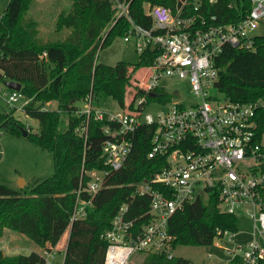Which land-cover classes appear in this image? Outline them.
<instances>
[{"label": "trees", "instance_id": "1", "mask_svg": "<svg viewBox=\"0 0 264 264\" xmlns=\"http://www.w3.org/2000/svg\"><path fill=\"white\" fill-rule=\"evenodd\" d=\"M34 0H9L0 15V72L1 81L20 83L26 103L25 115L38 122L39 131L29 132L26 139L53 156L54 173L23 194L0 184V239L5 229L26 236L37 246H58L68 230L64 264H104L108 242L104 235L112 228V221L120 207L133 193L132 185L150 179L166 164V157H148L152 144V128L142 127L135 135L134 148L127 164L113 172L107 186L94 198L87 217L70 225L81 179V168L103 169L102 145L106 139L107 122L91 117L88 136L78 132L85 116L78 115L76 103L92 94L95 105L111 98L121 108L131 105V95L139 94L137 86L142 67L153 63L154 49L137 55L133 64L120 61L114 66L99 63L97 53L124 38L130 29L125 18L116 19L113 0H73L68 14L61 13L56 31L69 29L64 39L44 40L39 23L27 12ZM130 1L133 20L146 28L152 20L146 15L145 4L173 6V0ZM252 8V0H201L199 13L216 17V23L239 22ZM116 23L113 25V23ZM254 50L224 46L216 58L219 72L216 90L227 100L253 102L264 99V35L254 40ZM169 98H165L168 101ZM56 102L57 110L46 109ZM14 111V110H13ZM14 112L0 113V130L23 137L22 123ZM68 115L66 130H61V115ZM137 201H142L137 199ZM135 201L137 207L138 202ZM135 210L132 216L138 215ZM238 218L218 209L215 195L199 198L186 205L183 211L169 220V233L177 246H212L217 231L238 233ZM142 264H193L180 257L144 253ZM241 263L235 258L229 264ZM0 264H45L38 252L9 256L0 250ZM257 264H264V260Z\"/></svg>", "mask_w": 264, "mask_h": 264}, {"label": "built area", "instance_id": "2", "mask_svg": "<svg viewBox=\"0 0 264 264\" xmlns=\"http://www.w3.org/2000/svg\"><path fill=\"white\" fill-rule=\"evenodd\" d=\"M113 1L116 19L125 18L130 24L124 41L134 43L137 55L154 49L156 56L151 65L140 69L143 75L136 83L140 92L131 95V105L117 112L103 110L90 94L78 110V115L85 116L78 129L85 139L91 117L107 122L101 155L105 168L89 170L83 160L70 225L87 217L111 174L127 164L136 133L147 126L152 128L148 157L164 156L167 164L150 179L132 185V195L104 235L108 242L104 264H129L138 252L173 257L170 218L186 205L212 195L218 198L221 213L243 214L253 222L251 241L229 252L232 260L241 259L239 264H257L264 260V99H225L216 90L219 72L215 61L226 45L254 50L258 31L264 28V0H252L244 19L224 24L216 23L215 16L206 18L199 13L201 0H173L171 7L145 4V13L152 20L150 28L133 20L130 1ZM174 78L188 82L193 97L190 104H171L172 96L161 83ZM10 91L3 94L0 89L9 106L25 99L21 91ZM156 102L167 110L156 117L146 114V108ZM2 133L0 130V156L4 154ZM135 210L139 214L132 216ZM217 235L215 241L236 237V233L221 230ZM66 245L60 264H64ZM54 252L43 255L45 264L55 260Z\"/></svg>", "mask_w": 264, "mask_h": 264}, {"label": "rangeland", "instance_id": "3", "mask_svg": "<svg viewBox=\"0 0 264 264\" xmlns=\"http://www.w3.org/2000/svg\"><path fill=\"white\" fill-rule=\"evenodd\" d=\"M9 0H0V15L3 14ZM73 0H34L27 12V16L32 17L39 23L40 35L44 40L64 39L69 33V29L56 31V22L61 13L68 14L72 9ZM258 34L264 35V28H260ZM97 61L99 63L110 66L116 65L120 61L135 63L137 61V53L134 43L125 42L123 38H117L112 45L104 49H99L97 53ZM142 76L143 74H139ZM161 86L165 87L167 92L172 96L171 104L182 102L190 104L193 100L189 91L188 82L177 78L162 82ZM0 89L2 93L10 94L11 91L5 85L4 81H0ZM3 94L0 96V113L10 114L19 120L23 128L29 132H38L39 125L34 119L27 117L23 111L25 99H20L15 103L14 107L7 104ZM79 108L84 107L83 102L76 103ZM99 106L103 110L117 112L121 110L119 104L111 98L102 99ZM47 110H57V103L53 102L50 106H46ZM14 110V111H13ZM167 106L162 102L150 104L146 110V114L156 117L159 113L166 111ZM61 130L67 129L68 115H61ZM1 145L4 154L0 156V184L11 189L19 191L23 194H29L30 190L43 180L51 177L54 173L53 156L50 152L41 149L24 137H18L3 132L1 135ZM208 199V198H204ZM238 233L231 240H216L212 246H177L173 249V255L189 260L193 264H229L232 261L230 252L237 245L246 246L252 239L253 222L245 215L237 216ZM68 230L59 242L58 246L51 249L47 244L46 248L37 246L33 241L24 235L13 230L5 229L0 239V250L4 255H28L31 252H38L41 255L46 252H54L56 255L52 264H60L64 245H66ZM145 254L142 252L135 253L129 264H142Z\"/></svg>", "mask_w": 264, "mask_h": 264}, {"label": "water", "instance_id": "4", "mask_svg": "<svg viewBox=\"0 0 264 264\" xmlns=\"http://www.w3.org/2000/svg\"><path fill=\"white\" fill-rule=\"evenodd\" d=\"M2 78H3V74L0 72V81L2 80ZM5 85L10 90H15V91H21L22 90L21 84L17 83V82L6 81ZM151 96L155 97L156 95L152 94ZM21 132H22V135L24 138H26L28 136L29 131H27L26 129L21 128Z\"/></svg>", "mask_w": 264, "mask_h": 264}, {"label": "crops", "instance_id": "5", "mask_svg": "<svg viewBox=\"0 0 264 264\" xmlns=\"http://www.w3.org/2000/svg\"><path fill=\"white\" fill-rule=\"evenodd\" d=\"M52 103H48L46 106H50ZM66 242H68V236H67V241Z\"/></svg>", "mask_w": 264, "mask_h": 264}]
</instances>
